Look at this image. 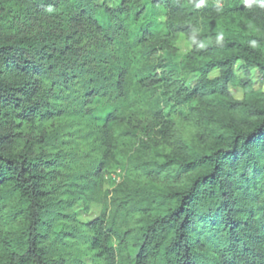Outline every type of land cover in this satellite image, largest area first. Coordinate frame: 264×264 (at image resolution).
Segmentation results:
<instances>
[{"label": "trees", "instance_id": "1", "mask_svg": "<svg viewBox=\"0 0 264 264\" xmlns=\"http://www.w3.org/2000/svg\"><path fill=\"white\" fill-rule=\"evenodd\" d=\"M4 1L26 15L53 11L50 0ZM55 1L68 12L64 26L9 35L0 25V264L64 263L46 239L68 216L69 155L55 147L58 128L44 126L83 109L102 154L73 176L95 182L126 170L107 214L87 225L101 264H264V100L236 101L228 90L237 62L264 70V0H122L118 9ZM178 34L191 50L174 63ZM188 74L192 87L180 82ZM142 92L156 98L152 126L136 118ZM98 97L113 110L93 113ZM66 234L80 236L77 226Z\"/></svg>", "mask_w": 264, "mask_h": 264}, {"label": "rangeland", "instance_id": "2", "mask_svg": "<svg viewBox=\"0 0 264 264\" xmlns=\"http://www.w3.org/2000/svg\"><path fill=\"white\" fill-rule=\"evenodd\" d=\"M92 1L101 8L106 6L111 9H118L122 0ZM209 1L216 6L224 4V0ZM52 2L54 5H52ZM52 2L51 0L49 2L53 9L52 12L47 14L29 13L26 15L20 4L4 1L0 4V25L2 30L9 35H17L20 33H33L40 27L64 26L68 17L65 5L64 3H57L55 0H52ZM160 20L164 21L165 17L161 16ZM90 45L91 47L96 46L94 41ZM172 49L173 62L184 61L191 50V40L184 34H178ZM260 50L264 53V44L260 46ZM233 70L234 78L229 83L228 90L234 100L247 101L252 98L264 100V70L258 68L247 69L241 61L234 65ZM218 75L219 71L214 69L208 74V77L214 78ZM179 78L181 79L180 82L187 87H192L196 80L193 74L180 75ZM245 82H249V84H245ZM75 91L81 93L82 89L79 84L75 86ZM72 95L62 102L64 107L71 108L74 105ZM138 98L143 102V105L135 106L134 111L138 114L136 118L141 119L143 125L152 126L151 113L156 108V98L148 92L140 93ZM214 103L216 105L220 104L218 100H214ZM115 105V101L110 98L98 97L97 101L89 104V107L93 113H99L113 110ZM220 105L225 108L223 103ZM223 113H226V111ZM235 114L243 115L241 107L238 108ZM55 127L59 131V138L57 142H54L55 147L66 151L69 155L66 158V164L63 165V174L61 176V182L69 187V192L66 194L68 203H64L60 207V211L68 216L59 215L54 219L51 228L48 230L46 244L49 247L51 256L55 259H63V264H101L96 253L88 248L85 237L88 233L87 225L103 214H107L111 184L112 182L119 183L125 176L126 170L121 166H114L104 178L95 182L73 176L81 170L91 171L101 158L102 147L99 134L96 131L97 121L92 117L86 116L84 109L81 112L70 110L67 116L59 117L44 126L48 131L53 130ZM36 130L38 132L41 129L37 128ZM138 134L139 140L143 141L146 139L144 133L138 132ZM80 186L83 187V191L75 192V189ZM70 199H72V202H69ZM73 226L78 227L80 236L70 238L66 233ZM110 244L115 247L117 241L112 238Z\"/></svg>", "mask_w": 264, "mask_h": 264}]
</instances>
